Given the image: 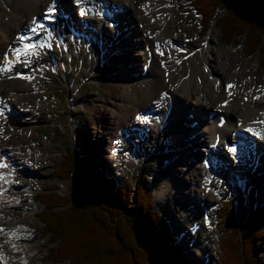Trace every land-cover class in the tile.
Returning a JSON list of instances; mask_svg holds the SVG:
<instances>
[{"label": "bare ground", "instance_id": "1", "mask_svg": "<svg viewBox=\"0 0 264 264\" xmlns=\"http://www.w3.org/2000/svg\"><path fill=\"white\" fill-rule=\"evenodd\" d=\"M53 1L56 5H51ZM4 3L8 12H4L0 21V68L7 67L10 70L0 71V76L3 77L0 82V97L15 105L8 114L7 123L10 127L0 129V147L6 146L8 140L18 139L20 136L27 141L34 131L30 125L27 128L21 126L22 119H27L28 115L20 106L21 101L32 96L31 93H43V80L38 73L40 66L29 67L33 62L32 55L44 45L60 46L62 42L74 37L82 38L87 43L97 41V34L103 32L102 46L106 47L108 43L104 59L118 48L128 51L126 59L123 56L119 59L122 66V75H119L121 80L108 81L106 84L108 94L113 88H119L110 103V124L105 125L109 142L122 137L143 136L146 125L155 130V138L161 136L169 145L166 148L167 164L176 171L175 175L166 178L156 189L157 205L176 208L180 204H194L193 211L188 208L187 211L181 210L180 216L175 213L177 217L173 219L176 220L177 232L186 231V235L193 232L203 242L211 237L217 239L214 232L215 217L210 213L214 209L213 191L218 189L217 196H220L223 176L232 173L228 164H224L226 170L222 169L223 165H219L221 159L217 152L227 154L225 141L231 135L245 132L249 127L264 128V81L261 83L258 75L253 74L254 69L246 59H239L238 48L233 50L222 47L217 26H213L207 36L194 44L182 40L175 32L176 12L170 7V0H84L79 5L74 0H4ZM52 6L57 7L53 14L54 22L45 19L46 10ZM82 8L86 10L83 16L80 15ZM90 9L94 10L91 14ZM33 21L37 24L35 33L29 31ZM40 25L44 27L41 28ZM15 31L18 32L17 35H14ZM22 32H27L30 39L21 42L18 37ZM106 32L108 36L105 35ZM25 44L36 47L25 49ZM131 45L137 46L134 50L136 55L126 50ZM15 49H20L19 53H14ZM6 53L7 60L4 59ZM55 57L58 62L59 54ZM15 66H18L17 69H14ZM53 66V70H57L58 64ZM67 66L68 63L63 65L65 72L68 71ZM91 74V71L84 69L78 76L66 79L70 83L73 103L86 104L93 109L94 105L77 93L83 78ZM228 85L233 87L229 88ZM20 90H24V96L19 95ZM160 100L163 101L156 116L146 124L141 114L153 109ZM28 104L31 108L36 107L34 102L29 101ZM182 114L185 115V122L195 124L191 135H183L184 131L178 130V117ZM223 115L226 116V121H222ZM242 122L247 125L242 126ZM99 131L102 132V129ZM253 134L257 135V140L253 136H247L252 144L250 153L257 151L259 154L253 157L252 162L260 157V148L264 147L261 129H255ZM255 140L261 147L255 144ZM105 146L106 143H101V154L109 160L114 147ZM42 149L39 140L34 146L19 144L17 148L11 149V165L30 170L34 159L39 162L42 158H49L47 155L42 156ZM127 155L132 163L145 160L147 154L136 146ZM263 158L264 154L261 155L262 160ZM257 169L261 171V177L257 178L264 185V164ZM249 175L247 173V185L240 198L247 214L253 210V206L248 207L247 203L250 196H253L250 195L251 188L255 189L256 186ZM189 177L191 181L187 182ZM227 180L230 181V178ZM25 181L30 183L29 180ZM231 182L233 190H236L238 187L235 181ZM215 184L219 186L216 188ZM16 185L17 183L12 184L11 188H17ZM258 194L263 201L264 192L260 190ZM20 202L18 194L6 192L0 197V213L4 209L6 212L15 210L17 205L21 206ZM261 203L258 202L254 208L262 207ZM188 212L190 217H187ZM9 218L0 214V239L8 241L7 244L0 242V264L1 261L12 263L14 258V255H3L5 252L2 254V247L14 254L22 252L20 260L28 263L29 259L24 252L29 247L23 246L21 242L27 240L31 226L24 220L14 225H9L8 222L6 225L5 221L10 220ZM196 247L198 248L197 245ZM199 253L197 250V254Z\"/></svg>", "mask_w": 264, "mask_h": 264}, {"label": "rangeland", "instance_id": "2", "mask_svg": "<svg viewBox=\"0 0 264 264\" xmlns=\"http://www.w3.org/2000/svg\"><path fill=\"white\" fill-rule=\"evenodd\" d=\"M169 5L176 12V20L174 24L175 32L180 36V38H182V40L189 41L187 42L189 44H194L196 41L203 39L208 35L210 29L213 26H216L215 24H211L208 32L204 35H200L199 18L194 10L191 0H170ZM4 7V0H0V21H2L4 12L7 11ZM101 34L103 36V32H101ZM14 35H17L16 31L14 32ZM105 35L108 36V32H106ZM99 36H101L100 32L97 34V37ZM74 38L64 41L66 43L63 42L60 46L57 44H53V46L46 45V47L41 49V51L39 50L41 52L40 54L37 52L32 55L33 62L29 65V67L40 66L38 73H40L41 80H43V84L41 86L43 93H39V95L31 93L32 96L28 98L29 100L25 99L20 102L21 105H18L22 106L28 115L27 119H22L21 126L23 128H27L26 126L30 125V128H34V131L30 133L27 141L24 140L23 136H20L18 137L19 140L17 138L8 140L9 142L7 141L8 143L6 146H2V148H17L19 144L20 146H34L35 142H38L39 140L41 147L43 148L42 150L44 151L42 156L44 157L47 155L49 157L47 159L42 158L39 162H36L34 159V165L30 170L27 169V167L20 168V171L17 173V183L21 184H17V188H12L10 191L11 193L18 194L21 197V206L17 205L15 210H10L9 212H6L4 209L0 213L3 217H10V220L5 221L6 223L4 222L6 225L8 222L9 225H14L18 221L21 222L24 220L25 223L31 226V229H29L30 234L27 236V240H22L24 242H21L23 246L29 247L24 252L26 253V257L29 259L28 263H23V261L20 260L22 252H18L20 255L18 253L14 255V253L8 251L6 247H2L1 249L2 254L3 251L5 252L3 255L6 254L11 257L12 255L15 256V258H13L15 264H53L51 261H48L47 258L49 253L47 248L52 247L53 244H51L49 237L45 235L44 227L36 216L41 210L42 205L35 203L34 196L37 191L38 193L50 192L49 188H52L51 184H58L59 191L61 193L65 194V192L68 191L70 181L66 180L58 182L55 178V170L60 165L64 155L66 154L65 150L67 145L75 147L78 154H87L86 157L91 158L92 162L99 166L101 171L106 174L108 173L110 175H114L117 179L119 178L122 180L124 178H128L132 181L141 174H147L148 179H150V181L155 185V192L161 185V182L176 173L175 169H171L169 164H167L168 153L166 148H169V145L163 141L161 136L160 138H155V130L145 129L146 132L143 136L134 135L132 138L129 136L127 138L122 137L118 138L114 142H109L107 138V129L105 128V125L106 123L110 124V109L112 107L110 103L115 98V93L118 92L119 88H113V91L108 94V92H106V84L108 81L117 82L121 80L119 79V75H122V66L119 64V59L122 56L126 59L125 54H127L128 51L118 48L111 54V56L104 59L103 55L107 50L108 43L106 44V47L105 45L103 47L102 45L104 42L101 37L98 41L88 44L84 39H76L77 37ZM220 43L223 48H231L233 50L238 48L239 59H246L250 67L254 69L255 73L253 74L256 76L258 75L261 83L264 81V68L260 66V55L256 53L254 55H248L245 50L244 41L238 45H225L222 41H220ZM135 49H137V46L131 45L126 50H129L131 54L136 55L134 51ZM242 50L243 53H241ZM58 54L60 56V60L58 61L60 62H57V70H53L51 66L52 58ZM66 63H68V71L65 72L63 70V65ZM122 65L126 66L124 63H122ZM17 67L18 66H15L14 69H17ZM84 69H88L92 72V74L89 77L83 78L77 93L84 99L88 100V103L94 105L93 109L88 108L86 104L73 103V96L70 95V83L66 79L78 76ZM23 91L20 90L19 94ZM29 101L34 102L36 107H29ZM178 122V130L181 129V131H184L183 135L192 134L194 126L191 123L189 124L188 122H185V115H180V117H178ZM13 126L11 128H13ZM9 127L10 126L7 125L6 129ZM100 129H102V132L99 131ZM95 131L96 133L94 134ZM101 143H106V146L108 147L110 145L114 147L111 149L113 150V153H111V159L108 160L101 154ZM133 145L146 151L147 155L145 160H136L132 163L129 162L127 154L132 147H135ZM262 163L264 164V158ZM243 169L245 172L250 173L249 178L254 179V182L256 183L255 189L251 188L250 191V195L253 194V196L249 195L250 199H248L249 201L247 203L248 207L253 206L252 212L247 214L248 212L246 211V207L241 205L240 192L233 190V183L223 177L220 184L221 194L220 196H214V209L210 212L211 215H214L215 217V224L218 223L216 212L221 207L224 200L223 198H227L231 201H233V196L238 198L236 203L232 202L229 213L231 215L235 212L236 205L243 210V214H245L247 219L249 215H252L257 210L264 213V200L261 201L258 194V191L260 190L264 192V185L261 184V180L258 179L261 177V171L257 169L255 173L259 174L255 175V173L252 174V170L248 167ZM252 175H254V177ZM25 180L30 181V183H28L29 185L25 183ZM190 181L191 178L189 177L187 182ZM218 186L216 185V188ZM155 192L153 199L154 208L162 212L168 218L170 225L172 226L173 234L178 237V243H182L186 249L185 254L194 260L199 259L200 261L203 260L206 263L207 261L210 264L215 263V260L218 258L216 254L221 233L214 228L217 239H213V237H211L210 240L204 242L200 241L201 239L199 236L193 232H188L187 235L186 231L178 233L175 225L176 220L173 219V217L176 216L175 213L180 216L181 210L186 209L187 211V209L190 208V211H193L192 208H194L195 205L189 204L186 206L185 204H180L176 208H172L171 206L164 204L159 206L157 205V200H155ZM17 200L19 201V199ZM258 202H262V207L255 209L254 207ZM186 203H188L187 198ZM187 217H190L189 212L187 213ZM1 223L4 224L3 222ZM262 226L264 227V214ZM197 250L200 251L199 254H197ZM260 257V261L264 264V247L261 250ZM57 264L71 263L57 262Z\"/></svg>", "mask_w": 264, "mask_h": 264}, {"label": "trees", "instance_id": "3", "mask_svg": "<svg viewBox=\"0 0 264 264\" xmlns=\"http://www.w3.org/2000/svg\"><path fill=\"white\" fill-rule=\"evenodd\" d=\"M200 20V34L211 24L225 45L244 41L248 55L259 54L264 68V0H192ZM241 34V35H240ZM55 170L58 180H69L61 193L56 184L38 193V214L52 247L48 261L72 264H204L189 258L177 243L168 218L154 208V183L148 175L119 181L106 174L71 145ZM226 208V210H225ZM231 203L222 202L217 228L222 234L215 264H262V215L244 225V214L230 216ZM223 218V219H222Z\"/></svg>", "mask_w": 264, "mask_h": 264}, {"label": "snow or ice", "instance_id": "4", "mask_svg": "<svg viewBox=\"0 0 264 264\" xmlns=\"http://www.w3.org/2000/svg\"><path fill=\"white\" fill-rule=\"evenodd\" d=\"M83 2H84V0H74V3H76V4H78V5H79V4H82ZM54 11H55L54 7H50V8L48 9V13H47L46 16H45V19L51 21V20L53 19V13H54ZM85 14H86V10L82 8V9L80 10V15L83 16V15H85ZM33 24L35 25V24H36V21H33ZM40 27L43 28L44 25H40ZM29 31L35 33V32L37 31V28H36V27H31V28L29 29ZM18 39H19L21 42H23V41H25V40H27V39H30V38H29V37H25V36H20V37H18ZM41 46H43V45H41ZM34 47H36V45H32V44H25V45H24V48H25V49H32V48H34ZM19 51H20V49H15V50H14V53H19ZM4 59H5V60L8 59V54H7V53L5 54ZM5 70H10V69H8L7 67H5V68H0V71H5ZM227 87L231 88V87H233V86H232V85H228ZM0 115H2V113H0ZM5 166H6V165L0 163V167H5Z\"/></svg>", "mask_w": 264, "mask_h": 264}]
</instances>
